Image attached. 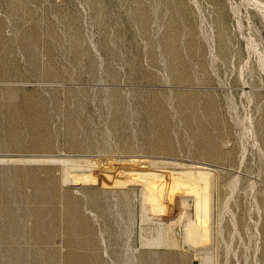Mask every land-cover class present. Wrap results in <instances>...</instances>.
Returning a JSON list of instances; mask_svg holds the SVG:
<instances>
[{
    "label": "rangeland",
    "instance_id": "rangeland-1",
    "mask_svg": "<svg viewBox=\"0 0 264 264\" xmlns=\"http://www.w3.org/2000/svg\"><path fill=\"white\" fill-rule=\"evenodd\" d=\"M263 5L0 0V264H264Z\"/></svg>",
    "mask_w": 264,
    "mask_h": 264
},
{
    "label": "bare ground",
    "instance_id": "bare-ground-1",
    "mask_svg": "<svg viewBox=\"0 0 264 264\" xmlns=\"http://www.w3.org/2000/svg\"><path fill=\"white\" fill-rule=\"evenodd\" d=\"M264 6V5H263ZM44 159V158H43ZM65 159V158H64ZM1 160V159H0ZM32 160V159H31ZM40 160V159H39ZM45 160V159H44ZM48 160H54V159H48ZM71 160V159H70ZM134 160V159H133ZM135 160H136V158H135ZM32 161H35L34 159L32 160ZM203 165H199L198 167H202ZM205 166V165H204ZM155 174V173H154ZM136 175V174H135ZM138 175V174H137ZM139 175H142V177H144V178H150V177H148L149 175H150V173L149 172H147V170H139ZM152 175V174H151ZM141 177V176H140ZM120 183V182H119ZM198 207L200 208V210L202 211L203 210V212H204V210L205 209H203L204 208V205H203V202L201 201V203L199 202L198 203ZM206 211V210H205Z\"/></svg>",
    "mask_w": 264,
    "mask_h": 264
}]
</instances>
